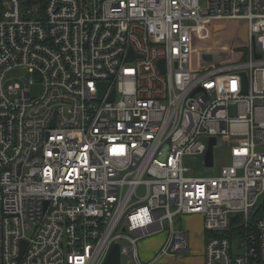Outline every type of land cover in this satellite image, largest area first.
<instances>
[{
  "label": "built area",
  "instance_id": "built-area-1",
  "mask_svg": "<svg viewBox=\"0 0 264 264\" xmlns=\"http://www.w3.org/2000/svg\"><path fill=\"white\" fill-rule=\"evenodd\" d=\"M218 21L246 23L244 57L192 67ZM219 137L229 163L192 172ZM192 215L203 264H264V0H0V264H159Z\"/></svg>",
  "mask_w": 264,
  "mask_h": 264
},
{
  "label": "rangeland",
  "instance_id": "rangeland-1",
  "mask_svg": "<svg viewBox=\"0 0 264 264\" xmlns=\"http://www.w3.org/2000/svg\"><path fill=\"white\" fill-rule=\"evenodd\" d=\"M202 3L203 0H200ZM194 39V50L191 58V64L194 68H199V53L203 50H216V49H226L230 51V62L241 60L243 56V44L246 43L247 33H246V23L241 21H225V22H211L208 23L202 30L195 32L193 35ZM28 75L24 70L18 69L10 73L8 82L6 85L19 83L23 85L24 80ZM41 90L40 85H34L31 87V92L33 95H37ZM237 108L232 107L229 110L230 116L237 117ZM233 140H229L225 137H219L216 146L213 148V166L211 168H205L202 162V157H186L184 159L185 165L200 175L204 176H215L221 170V167L229 163L228 155L230 145ZM188 217V216H185ZM182 219V226L179 224L180 228L185 230L189 235L190 239V253L180 256L178 259L181 264H202V254H203V244L204 239L202 238L201 231H203V226L201 223L200 216L194 215L189 218ZM178 225V224H177ZM177 226V230H179ZM167 227H165V230ZM199 230V238L194 239L195 233ZM163 234L148 237L143 239L151 240L153 238H159ZM160 239V238H159ZM148 249V248H147ZM143 252L141 255L143 260L152 259V254ZM177 259V260H178ZM176 262V263H177ZM169 263V262H168ZM123 264H127L126 260H123ZM161 264V263H159ZM171 264V263H170Z\"/></svg>",
  "mask_w": 264,
  "mask_h": 264
},
{
  "label": "water",
  "instance_id": "water-1",
  "mask_svg": "<svg viewBox=\"0 0 264 264\" xmlns=\"http://www.w3.org/2000/svg\"><path fill=\"white\" fill-rule=\"evenodd\" d=\"M230 57V51L226 49H216V50H203L199 53V64L200 68H205L210 65L217 64L221 61H225ZM160 64H163L161 61ZM243 78V94L246 93V78L244 74H241ZM103 87V86H102ZM102 91L104 88H101ZM112 101V95L110 97ZM217 140L216 138H210L208 141V148L204 155V167L211 168L213 166V148L216 146ZM235 218L232 219L234 221ZM24 248V244H22V250ZM104 264H119V247L115 245L107 256Z\"/></svg>",
  "mask_w": 264,
  "mask_h": 264
},
{
  "label": "crops",
  "instance_id": "crops-1",
  "mask_svg": "<svg viewBox=\"0 0 264 264\" xmlns=\"http://www.w3.org/2000/svg\"><path fill=\"white\" fill-rule=\"evenodd\" d=\"M192 216H194V215H192ZM192 216H188V217H185V218L187 219V218L192 217ZM197 216H199V215H197ZM182 219L179 222L181 226H182ZM201 223H202V219H201ZM200 235L204 239V230L201 231V234ZM159 238H153L151 240L140 241V243H139V251H140V254H142L143 252L144 253L145 252L147 253L149 251L150 252L149 254L150 255L152 254L154 256V254L157 252V250L159 249V247H160V245H161V243H162V241L164 239L163 235L161 237H159ZM196 238H199V230L195 233L194 239H196ZM203 248H204V244H203ZM177 261H179V259L177 260V259H173V258H165V259L162 260L161 264H170V263L171 264H178ZM181 263H183V262H180V264ZM202 264H203V254H202Z\"/></svg>",
  "mask_w": 264,
  "mask_h": 264
}]
</instances>
